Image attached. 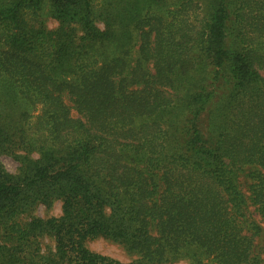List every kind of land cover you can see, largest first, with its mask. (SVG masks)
Returning <instances> with one entry per match:
<instances>
[{"label":"trees","instance_id":"obj_1","mask_svg":"<svg viewBox=\"0 0 264 264\" xmlns=\"http://www.w3.org/2000/svg\"><path fill=\"white\" fill-rule=\"evenodd\" d=\"M44 1L0 8V78L42 105L33 123L0 115V153L27 152L16 174L0 166V264H123L97 238L131 264H263L238 178L264 222V0H210L197 26L147 12L112 56L118 16L97 15L101 30L93 0H46L47 30ZM58 201L59 217L31 215Z\"/></svg>","mask_w":264,"mask_h":264},{"label":"rangeland","instance_id":"obj_2","mask_svg":"<svg viewBox=\"0 0 264 264\" xmlns=\"http://www.w3.org/2000/svg\"><path fill=\"white\" fill-rule=\"evenodd\" d=\"M12 1L14 0H0V8H8ZM186 1L187 0H93V15L96 17L95 21L99 29L104 30L105 24L102 20H100L102 17L100 16L98 19L97 15L102 13L104 15L112 13L121 19V27L113 28L115 35H118V39L116 36V41L113 42L108 49V52L110 53L108 55L112 56L113 54L125 49L123 46L125 42H128L131 35V26L129 23L132 20H135L136 17L141 18L145 16L147 12L153 13V15L157 17H163L164 19L168 18V16L169 19H171V17L188 18V20L194 22V26H197L205 17L206 11L204 6H209L210 0H195V2L189 7H185L184 9L178 8ZM196 2H198L199 5L196 4ZM39 14V20L43 22L47 30H56L59 27V21L55 17L51 16L50 5L46 0L43 4H41ZM23 18L28 21L29 16H24ZM132 35L134 36L133 33ZM3 50H6V48L0 44V53ZM213 70L214 68L212 66L208 67V71ZM69 79L70 78L67 80ZM8 81L9 80L7 79L0 78V115L10 116L15 119L25 117L23 119L24 121H27V123L35 122V118L42 114V105L33 104L30 100L23 97L20 94L19 89L17 87H13ZM171 112V120L175 123H180L182 121V110L180 106ZM72 115H75L74 112H72ZM22 123L24 122L22 121L21 124ZM22 127L27 128L26 125ZM35 131L36 130L34 129V134H36ZM28 136L30 140H36V137H32L36 135L30 136V134H28ZM1 145L4 147L9 146L6 142ZM12 153L25 155L27 152H25L22 148L20 150H16V147L12 146V150L10 149L0 153V166L6 172L16 174L20 163L13 155H11ZM36 157V153H29V158L35 159ZM249 184L250 181L248 178L244 174H240L238 178V186L246 199V213L259 228L258 234L254 238V245L258 254L261 256V259L264 261V222L256 212V207L252 205L248 191ZM31 215L44 220L59 217L61 215V203L59 201L54 202V204L49 208L40 204L36 206ZM25 218L27 219L28 217ZM87 246L91 251L110 257L123 264H131L139 261L140 259L138 252L131 249L127 244L115 242L106 238H97L89 241ZM40 249L41 254L48 255L49 253L54 252L53 241L44 237L41 240ZM190 262L191 258L188 257L170 264H190Z\"/></svg>","mask_w":264,"mask_h":264}]
</instances>
